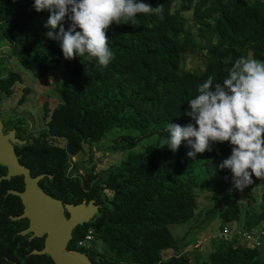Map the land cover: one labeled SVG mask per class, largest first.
<instances>
[{"label": "trees", "instance_id": "1", "mask_svg": "<svg viewBox=\"0 0 264 264\" xmlns=\"http://www.w3.org/2000/svg\"><path fill=\"white\" fill-rule=\"evenodd\" d=\"M141 2L163 4V19L137 14L134 21L110 25L106 36L114 59L102 67L86 56L65 59L59 42L45 35L50 13L35 11L34 0H0V46L8 44L33 74L55 67L65 73L56 87L59 103L50 108L43 102L45 126L38 134L25 130L22 116L8 121L16 136L25 139L15 143L19 161L32 175L45 173L39 184L46 192L63 202L93 198L99 205L89 221L74 227L68 248L86 252L94 264H192L180 252L170 224L194 217L198 190L207 188L209 174L220 173L223 187L232 181L229 169L217 167L231 147L215 143L212 151L197 153L193 160L186 142L176 152L166 147V126L191 122L184 115L187 102L209 76L222 82L240 56L264 61V0ZM189 10L190 19L184 14ZM70 23L65 17L66 30ZM188 55L203 64L185 68ZM4 59L0 56V94L9 96L23 77L18 69H7ZM24 89L20 102L29 92ZM108 138L107 149L124 156L99 170L92 147L102 148ZM144 139L150 142L137 148ZM85 145L88 170L72 174L77 164L71 156L83 152ZM5 172L0 163V175ZM257 179L260 196L251 197L242 228L262 230L261 244L248 245L236 235L212 237L200 264H264V177ZM23 187L22 175L0 180V264H56L48 253L31 252L43 246L44 235L29 239L19 232L28 219L11 217L22 212L23 203L8 189ZM240 210L236 196L228 199L219 209L218 228L239 220ZM89 229L91 246L78 245Z\"/></svg>", "mask_w": 264, "mask_h": 264}, {"label": "clouds", "instance_id": "2", "mask_svg": "<svg viewBox=\"0 0 264 264\" xmlns=\"http://www.w3.org/2000/svg\"><path fill=\"white\" fill-rule=\"evenodd\" d=\"M33 8L50 13L45 35L59 42L65 59L86 56L102 67L114 59L106 36L110 25L134 21L137 14L163 19V4L152 7L141 0H34ZM65 17L71 22L67 30ZM197 92L184 113L191 122L167 124L166 147L176 152L186 142L187 156L195 160L213 144L228 142L231 154L217 167L229 169L233 187L243 191L253 175L264 177V61L240 56L222 82L209 76Z\"/></svg>", "mask_w": 264, "mask_h": 264}, {"label": "rangeland", "instance_id": "3", "mask_svg": "<svg viewBox=\"0 0 264 264\" xmlns=\"http://www.w3.org/2000/svg\"><path fill=\"white\" fill-rule=\"evenodd\" d=\"M184 14L188 19L192 16L190 10L184 11ZM0 56L5 57L4 64L7 69H18L23 77V82L14 86L15 91L11 95L0 94V101L2 102L0 115L5 118L22 116L27 124L25 130L32 134H38L45 126L43 102L47 101L50 108L59 103L60 99L56 87L64 79L65 73L60 68L55 67L33 74L32 71L22 67L8 44L0 46ZM202 64L203 62L196 56L188 55L184 65L185 68L194 69ZM25 87L29 88V92L26 93L25 100L20 102L19 98L22 93L25 94ZM58 142H63V140H58ZM110 142L108 138L104 140L102 148H97L95 145L92 147L94 148L93 157L96 160V169L100 170L111 163L118 162L124 156L119 151L112 152L107 149ZM149 142V139H144L137 148H142ZM71 161L77 164L71 173L75 174L76 172L83 175L88 170L86 166L88 164V146H84L83 152L72 155ZM252 180L253 183L241 191L233 187L232 181L223 187L220 173L209 174L205 179V183L209 187L198 190V207L194 217L184 223L170 224L173 233L178 237L181 244L180 252H186L190 256L192 264H200L203 259L207 258L210 250V238L220 230L218 228L220 224L219 209L233 196L238 198L241 210L239 220L230 222V226L233 229L243 227L248 205L252 202L251 197L258 198L261 191L259 180L255 176H252ZM172 252L169 251V253Z\"/></svg>", "mask_w": 264, "mask_h": 264}, {"label": "water", "instance_id": "4", "mask_svg": "<svg viewBox=\"0 0 264 264\" xmlns=\"http://www.w3.org/2000/svg\"><path fill=\"white\" fill-rule=\"evenodd\" d=\"M23 142L15 135V129L4 132L0 119V163L6 166L1 179L13 175H22L23 189L9 188L8 192L16 194L23 203L22 212L12 218L26 217L28 224L21 229V234H28L29 239L44 235L43 246L33 248V253H48L56 264H94L89 255L77 248H68V242L77 224L89 221L99 210L93 198L87 202H63L60 198L46 192L39 180L44 172L32 175L29 167L19 161L14 142ZM68 213V215L66 214Z\"/></svg>", "mask_w": 264, "mask_h": 264}, {"label": "built area", "instance_id": "5", "mask_svg": "<svg viewBox=\"0 0 264 264\" xmlns=\"http://www.w3.org/2000/svg\"><path fill=\"white\" fill-rule=\"evenodd\" d=\"M238 236L242 241L246 242L248 245H260L262 240L260 237H263L262 230L252 227L250 229L244 228H232L230 224H224L223 227L212 237H217L218 239H231L233 236ZM93 238L92 229H89L82 238L77 242L78 245L90 247V241ZM199 245V244H198ZM197 245V246H198ZM196 246V244H195ZM97 250H100V245L96 244L94 246Z\"/></svg>", "mask_w": 264, "mask_h": 264}, {"label": "flooded vegetation", "instance_id": "6", "mask_svg": "<svg viewBox=\"0 0 264 264\" xmlns=\"http://www.w3.org/2000/svg\"><path fill=\"white\" fill-rule=\"evenodd\" d=\"M1 104H2V102L0 101V109L2 108V106H1ZM15 117H17V116H15ZM9 117H4V116H2V115H0V119L2 120V122H3V130H4V132H6V131H8V130H10L11 128H14L15 129V135H16V127L15 126H13V125H11V126H9V119H8ZM17 137H19V135L17 136ZM20 138V137H19ZM24 139V138H23ZM25 140V139H24ZM16 142H18V141H16ZM16 142H14V146H15V143ZM19 143H21V142H19ZM87 202V201H86ZM65 203V202H64ZM66 214L68 215V213L66 212Z\"/></svg>", "mask_w": 264, "mask_h": 264}]
</instances>
